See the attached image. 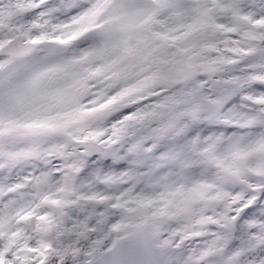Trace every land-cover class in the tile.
Returning a JSON list of instances; mask_svg holds the SVG:
<instances>
[{
  "label": "snow or ice",
  "instance_id": "6c2138e0",
  "mask_svg": "<svg viewBox=\"0 0 264 264\" xmlns=\"http://www.w3.org/2000/svg\"><path fill=\"white\" fill-rule=\"evenodd\" d=\"M0 264H264V0H0Z\"/></svg>",
  "mask_w": 264,
  "mask_h": 264
}]
</instances>
